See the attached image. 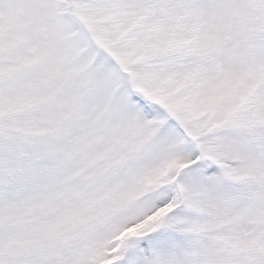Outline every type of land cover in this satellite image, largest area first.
<instances>
[{
	"label": "snow or ice",
	"instance_id": "1",
	"mask_svg": "<svg viewBox=\"0 0 264 264\" xmlns=\"http://www.w3.org/2000/svg\"><path fill=\"white\" fill-rule=\"evenodd\" d=\"M0 264H264V0H0Z\"/></svg>",
	"mask_w": 264,
	"mask_h": 264
}]
</instances>
